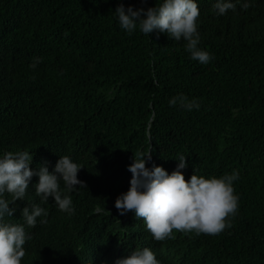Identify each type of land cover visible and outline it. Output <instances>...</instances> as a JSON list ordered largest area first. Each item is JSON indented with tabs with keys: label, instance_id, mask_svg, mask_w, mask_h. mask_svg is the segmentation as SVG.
Instances as JSON below:
<instances>
[{
	"label": "trees",
	"instance_id": "obj_1",
	"mask_svg": "<svg viewBox=\"0 0 264 264\" xmlns=\"http://www.w3.org/2000/svg\"><path fill=\"white\" fill-rule=\"evenodd\" d=\"M156 2L0 0V155L28 151L34 171L50 172L69 156L85 184L70 193V215L52 197L41 204L32 178L5 218L23 224L33 204L49 213L26 227L21 264H81L83 256L116 264L145 247L160 264H264V0H232L236 10L225 15L217 0H198L199 47L214 56L208 65L192 60L183 40L121 30L119 4L146 10ZM180 94L199 110L170 107ZM149 151L147 166L169 174L186 156V181L238 170L231 227L158 242L133 212L121 216L115 201L130 188L128 168Z\"/></svg>",
	"mask_w": 264,
	"mask_h": 264
},
{
	"label": "clouds",
	"instance_id": "obj_2",
	"mask_svg": "<svg viewBox=\"0 0 264 264\" xmlns=\"http://www.w3.org/2000/svg\"><path fill=\"white\" fill-rule=\"evenodd\" d=\"M214 8L218 15L236 10L232 0H217ZM115 15L119 27L128 35L137 30L146 36L154 31L166 34L176 42L185 41L190 58L201 65H208L214 59L209 51L199 47L198 0H159L146 10L143 7L136 10L132 6L126 8L121 3ZM169 106H179L187 111L200 108L197 100H189L184 94L171 98ZM151 160V151L134 155V163L128 168L132 173L130 188L115 201L121 216L133 212L138 220L146 223L147 230L158 242L175 238V232L215 236L231 227L228 218L234 217L239 209V196L233 186L240 179L238 170L219 178H205L195 173L186 181L183 173L188 167L186 156L179 157L178 166L171 174L161 166L149 168L147 165ZM32 161L33 154L28 151H8L0 155V264H21L26 254L24 246L31 240L26 227L35 228L38 218L49 215L44 207L33 204L23 209V224L5 220L17 211L16 201L26 199L34 176L39 177L35 195L41 204H46L52 197L59 211L70 215L75 214L70 193L77 189V185L85 188L84 182L78 179L83 166L71 157H60L51 172L47 166L34 171L30 167ZM39 223H46V219ZM92 258L83 256L80 263L94 264ZM116 264H160V261L150 248L145 247L135 249L130 256L118 259Z\"/></svg>",
	"mask_w": 264,
	"mask_h": 264
}]
</instances>
